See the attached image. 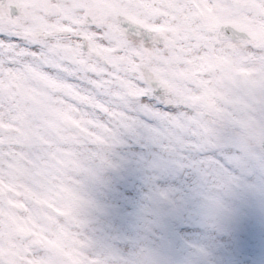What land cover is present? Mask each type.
<instances>
[{
	"label": "snow or ice",
	"instance_id": "6c2138e0",
	"mask_svg": "<svg viewBox=\"0 0 264 264\" xmlns=\"http://www.w3.org/2000/svg\"><path fill=\"white\" fill-rule=\"evenodd\" d=\"M135 172L122 247L102 197ZM245 195L264 214V0H0V264H174L155 239L193 219L243 254Z\"/></svg>",
	"mask_w": 264,
	"mask_h": 264
},
{
	"label": "bare ground",
	"instance_id": "6f19581e",
	"mask_svg": "<svg viewBox=\"0 0 264 264\" xmlns=\"http://www.w3.org/2000/svg\"><path fill=\"white\" fill-rule=\"evenodd\" d=\"M144 179L141 172H136L129 178L123 174L116 176L113 179L112 193L102 197L111 209V214L103 219L102 226L113 236L121 238L119 243L122 247L127 241L137 238L138 222L135 212L141 200ZM160 185L182 190L187 187L184 177L171 169L161 176ZM124 205L127 208H123ZM237 207V225L250 239L248 251L243 254L234 250L219 234L206 233L194 219L186 221L184 230L169 236V240L155 239L158 243L153 246L160 251L163 258L173 261L174 264H183L190 256L186 242L210 240L215 244L217 258L222 260L223 264H264V214L261 213L259 202L255 197L245 195L237 202Z\"/></svg>",
	"mask_w": 264,
	"mask_h": 264
},
{
	"label": "rangeland",
	"instance_id": "374dc122",
	"mask_svg": "<svg viewBox=\"0 0 264 264\" xmlns=\"http://www.w3.org/2000/svg\"><path fill=\"white\" fill-rule=\"evenodd\" d=\"M135 173H136V172H135ZM133 174H134V173H124L123 175H125V177H126V178H129V177H131ZM123 208H127V206H126V205H124V207H123ZM165 239H166V240H169V239H170V237H169V236H167ZM174 241H175V240H174ZM157 243H158V241L156 240L154 244H157ZM180 252H183V251H182V250H180Z\"/></svg>",
	"mask_w": 264,
	"mask_h": 264
}]
</instances>
